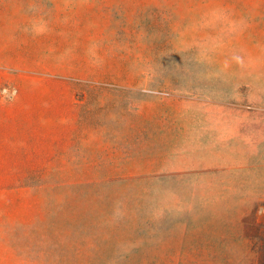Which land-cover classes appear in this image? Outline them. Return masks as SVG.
Masks as SVG:
<instances>
[{"label": "rangeland", "instance_id": "374dc122", "mask_svg": "<svg viewBox=\"0 0 264 264\" xmlns=\"http://www.w3.org/2000/svg\"><path fill=\"white\" fill-rule=\"evenodd\" d=\"M155 92L262 127L264 0H0V264H264V138L195 188L121 174Z\"/></svg>", "mask_w": 264, "mask_h": 264}, {"label": "crops", "instance_id": "0c3cea01", "mask_svg": "<svg viewBox=\"0 0 264 264\" xmlns=\"http://www.w3.org/2000/svg\"><path fill=\"white\" fill-rule=\"evenodd\" d=\"M131 111L147 134L141 144L149 156L145 164L128 166L121 174L171 176L180 188H195L191 178L242 167L245 155L264 138L259 110L229 100L155 92L141 97ZM129 127L128 135L134 133ZM181 198H187L186 192Z\"/></svg>", "mask_w": 264, "mask_h": 264}]
</instances>
